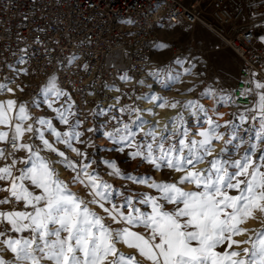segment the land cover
Segmentation results:
<instances>
[{
    "label": "snow or ice",
    "instance_id": "obj_1",
    "mask_svg": "<svg viewBox=\"0 0 264 264\" xmlns=\"http://www.w3.org/2000/svg\"><path fill=\"white\" fill-rule=\"evenodd\" d=\"M261 39L264 41V37ZM23 51L27 52V49ZM76 59L73 55L68 63ZM19 63L26 61L21 58ZM8 67L17 71L12 65ZM20 71L27 75V69ZM129 79L127 74L121 76V80ZM170 79L179 81V76ZM57 81L56 75L51 76L41 89L43 99L32 102L37 108L46 105L55 114L52 118L33 119L25 103L18 104L14 99L0 101V126L7 129L0 131V142L10 144L13 152L27 154L18 159L0 148V161H5L0 164V192L7 193L0 198V205L13 202L23 205L22 208L0 210V264H264V229L256 233L254 240L234 238L248 231L241 225L256 218V213L264 222V147H261L264 145V82L254 79L251 81L253 88L241 91L244 97L255 94L257 99L248 111L254 113V121L257 116L259 118L256 143L244 149L243 154L239 151L244 141L238 126L232 121L221 125L198 101L183 105L192 109L191 114L197 117L195 127L198 131L195 132L186 126L181 114L171 118V129L169 123H165L158 133L159 121L151 124L143 119L141 109L128 108L129 114H136L135 120L113 126L111 131L103 133L114 146L122 145L108 150L134 149L129 153L132 159L139 158L156 170L170 169L179 176L174 182L156 181L124 173L114 161L105 160L103 163L112 170L109 175L146 185L159 193L158 196L139 194L135 202L126 197L124 203L117 205L113 202L116 191L113 186L95 169L90 171L95 160L83 162L89 159V154L76 147L85 143L84 132L79 130L82 122L75 119V102ZM163 86L169 87L168 84ZM19 90L24 91L23 88ZM4 91L14 94L15 90L7 83H0V93ZM203 95L214 93L209 90ZM138 99L159 108L175 109L180 103L169 102L156 94ZM231 99V96L227 97V100ZM224 101L225 98L220 97L218 103ZM120 111L125 112V108ZM147 111L156 115L152 109ZM198 112L203 114V122ZM216 115L223 116L219 112ZM244 119L241 116L242 122ZM54 120L66 125L67 130H59ZM145 124L149 125L147 130ZM222 127L230 128L227 139L226 133L219 131ZM87 131L96 129L88 128ZM28 133L39 140L40 145L25 143L23 138ZM46 133L54 138V142L46 138ZM141 134L143 138L138 140ZM217 141L224 144L219 152L214 146ZM56 144L64 145L81 160L70 159ZM42 151L54 153L58 159L51 161L41 155ZM10 157V162H6ZM54 164L70 169L74 173L71 183L83 185L91 199L85 200L71 191L69 182L60 178ZM201 164L207 167H198ZM17 165L22 167L17 168ZM186 184L193 185V189L185 190L183 185ZM137 203L148 205L151 210L142 211ZM91 205L101 209L112 223L123 226L112 228L105 223V216L98 214ZM137 228L145 231H137ZM242 243H251V249H243V256L236 250ZM121 244L132 249V254L120 251L118 246Z\"/></svg>",
    "mask_w": 264,
    "mask_h": 264
},
{
    "label": "built area",
    "instance_id": "obj_2",
    "mask_svg": "<svg viewBox=\"0 0 264 264\" xmlns=\"http://www.w3.org/2000/svg\"><path fill=\"white\" fill-rule=\"evenodd\" d=\"M194 26L206 27L241 58L237 83L228 92L229 108L259 128L258 116L254 121L248 111L257 97L241 91L253 88L254 79L264 82V0H0V83L23 88L18 101L26 104L56 75L84 130L94 128L102 139L113 126L135 120L127 109L144 108L145 100L138 97L154 94L157 73L177 72L182 61L193 60V46L165 39L163 33ZM163 43L172 56L156 61L154 53ZM73 55L77 59L69 64ZM21 58L26 63H19ZM125 74L127 81L121 80ZM4 149L19 159L21 152H13L10 144ZM6 195L0 192V198ZM22 207L13 202L0 210Z\"/></svg>",
    "mask_w": 264,
    "mask_h": 264
},
{
    "label": "rangeland",
    "instance_id": "obj_3",
    "mask_svg": "<svg viewBox=\"0 0 264 264\" xmlns=\"http://www.w3.org/2000/svg\"><path fill=\"white\" fill-rule=\"evenodd\" d=\"M163 38L175 40L178 43L184 45L189 44L193 46V60H190L187 63L182 61L183 64L182 66H180V69H177V72L165 70L164 73H157L154 80L159 88L154 94L164 97L169 102L179 101L180 103L178 104L177 108H175L176 115L174 117L182 114L184 121L186 122V126L192 132L198 131V128L195 127L197 117L191 114L193 111L192 109H186L183 107V105L188 101H198L200 105H203V107L208 110V114L213 116V119L217 120L221 125H224L226 121H232L236 126H238L239 135L244 141V144L239 150L240 154H243L244 149H249L252 143H256L255 132L258 127L253 125V123L247 122L246 120L242 122L241 116L239 117L237 114H233L231 112L229 108L230 100H227V97H229L228 92L230 88L235 86V84L237 83V78L240 74L242 66L241 58L235 53L233 49L227 47L225 42L220 37L209 31L204 26L174 28L170 33H163ZM171 56L172 51L169 47H158L154 53V59L156 61L167 60L170 59ZM202 57L205 59V61H203L204 59ZM201 61L205 62V66L203 64H200ZM186 69L189 71H186ZM176 76H179V81L170 79ZM164 84H168L169 87L165 88L163 86ZM11 88L15 90L14 94L4 91L0 93L2 95V97L0 96V101L14 99L19 104L18 94L20 90L19 88L17 89L14 86ZM189 89H192V91H189ZM209 90H211L214 95H203V93ZM40 93L41 91L39 93L33 94L30 101L26 103L33 119L40 116H44L47 118L54 117L55 114L52 113L51 110L47 109L46 105H41V107L39 108L33 105L32 102L34 100L43 99ZM220 97H224L225 101L222 103H218ZM145 104L146 105H144V108L141 109V114L144 120L149 121L151 124H155L157 121L163 124L164 122L168 121L171 129L172 117H163V113L159 112L157 109L158 107H155L153 103H149L147 101V103ZM168 108L173 109L171 107H165L162 109L166 110ZM148 109H152V111L156 113V115H150L147 111ZM73 111L76 113L75 106L73 108ZM217 112L222 113L223 116L221 117L219 115H216ZM197 115L200 117L201 122H203V114L198 112ZM155 117H158V119L153 120L152 118ZM75 119H78L77 114ZM31 122L32 121H29V123ZM53 122L59 130H67L66 125H62L56 120H54ZM128 123H130V121H128ZM148 126V124H145V130H147ZM179 127L180 125L177 122V128ZM204 127H207V125L205 124ZM161 128L158 127L157 129ZM6 130L7 129L4 126H0V131ZM79 130L84 132V136L82 137V139L85 141V143L77 144L76 147H79L81 151H85L89 154V159L86 163H88L89 160H95V163L92 164V168L90 169V171L92 169H95V171L99 173L100 177L104 181L113 186V188L116 190L113 193V202L117 205L124 203V199L126 197H131L135 202L139 199V194L147 193L151 196H158L159 193L155 189L148 188L146 185L133 183L131 180L121 179L120 177L115 175H109V172H111L112 170L103 163V161L105 160L114 161L117 167L120 168L124 173H130L135 176H144L146 178H153L156 181L174 182L179 176V173H175L170 169L163 168L162 170H156L152 165L143 162L139 158L132 159L129 153L134 149L125 148L123 152L115 150L109 151L108 149L121 147L122 145L114 146L106 137L99 139L95 135V132H88L87 130H84L82 124ZM219 131L226 133V139L228 135H230V128L222 127L219 129ZM46 138L54 142V138L47 133ZM142 138V134L137 137L138 140H141ZM196 138L199 139V137ZM23 140L25 143H35L36 145H40L39 140L32 137V134L30 133L26 134ZM237 142L238 141H234L233 143ZM88 143H91L94 146L87 147ZM5 145V143L0 142V148H4ZM214 146L216 148V151L219 152L224 144L222 141H217L214 143ZM56 147L65 152H67V150L70 151L69 149L65 148L64 145L62 146V144H56ZM231 147L232 146L230 145L229 148ZM261 147H264V145H262ZM70 152L75 154L72 151ZM23 153L24 155H27L25 152ZM259 154V151H257L256 157H258ZM233 155H235V153H233ZM55 160L56 155H52L51 161ZM54 167L59 173L60 178L66 182H69L71 191L77 193L85 200L91 199V197L88 195L87 189H85L83 185L79 183H71L72 176L74 175L73 172L67 174L66 172H64L61 164H54ZM198 167L204 168L207 167V165L201 164L198 165ZM183 187L185 188V190L193 189V185L190 184L183 185ZM136 206L140 207L141 210L145 212L151 210L148 205H140L137 203ZM90 207H92L93 210L97 211L98 214L105 216V223L109 224L112 228H119L123 226L112 223V221L107 218L106 214L96 205H91ZM167 207L171 209L172 205H168ZM124 210L127 211V208H125ZM241 227L247 229L248 231L244 235H239L234 238L239 241L249 240L250 238L254 240L256 238V233L264 229V222H262L260 214L256 213V218L248 219L243 225H241ZM136 230L141 232L145 231L143 228H137ZM118 247L120 251L126 254H132L133 252L132 249H129L122 244ZM244 248L251 249V243H242L236 250L240 251L243 256Z\"/></svg>",
    "mask_w": 264,
    "mask_h": 264
},
{
    "label": "crops",
    "instance_id": "obj_4",
    "mask_svg": "<svg viewBox=\"0 0 264 264\" xmlns=\"http://www.w3.org/2000/svg\"><path fill=\"white\" fill-rule=\"evenodd\" d=\"M238 77H239V76H238ZM237 79H238V78H237ZM39 142H40V141H39ZM62 146H63V145H62ZM66 154H67V156H68L70 159H72V160H76V161H77L78 159L81 160L80 157H77L76 154H73V153H71V152L68 151V150H67ZM41 155L44 156V157H46V158L48 157V159L52 160V155H55V154H54V153H50V152H48V151H42V152H41ZM21 157H26V155H24V153L21 152L19 158H21ZM83 162L86 163L87 160H84ZM61 166L63 167V165H61ZM19 167H22V165H17V168H19ZM17 174H18V173H17Z\"/></svg>",
    "mask_w": 264,
    "mask_h": 264
},
{
    "label": "bare ground",
    "instance_id": "obj_5",
    "mask_svg": "<svg viewBox=\"0 0 264 264\" xmlns=\"http://www.w3.org/2000/svg\"><path fill=\"white\" fill-rule=\"evenodd\" d=\"M158 88H159V86L157 85L155 87L154 93L158 90ZM0 96L2 97L1 94H0ZM145 103H147V101H145ZM157 109H158L159 112L163 113L162 116L166 117V118H168V117H172L173 118L176 115V109H169L168 108L166 110H163L162 108H159V107ZM152 119L156 120V119H158V117H155V118H152ZM149 120H151V119H149ZM161 126H162V123L159 124V128H161Z\"/></svg>",
    "mask_w": 264,
    "mask_h": 264
}]
</instances>
